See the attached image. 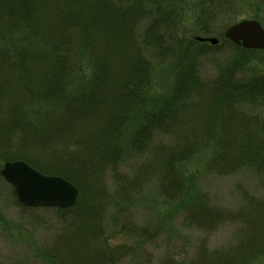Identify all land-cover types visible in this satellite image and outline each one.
I'll use <instances>...</instances> for the list:
<instances>
[{
	"label": "trees",
	"instance_id": "trees-1",
	"mask_svg": "<svg viewBox=\"0 0 264 264\" xmlns=\"http://www.w3.org/2000/svg\"><path fill=\"white\" fill-rule=\"evenodd\" d=\"M238 1L196 0L186 35L187 0H0V169L22 160L78 191L72 207L32 209L11 187L21 211L56 214L40 264L142 256L158 230L131 220L130 206L154 181L162 206L206 235L188 264L264 261V199L244 194L242 208L224 210L194 179L252 173L264 186V77L246 74L261 51L217 36ZM225 51L216 76L202 79L203 60ZM163 74L171 83L155 95ZM226 224L239 227L233 244L209 250Z\"/></svg>",
	"mask_w": 264,
	"mask_h": 264
},
{
	"label": "rangeland",
	"instance_id": "rangeland-1",
	"mask_svg": "<svg viewBox=\"0 0 264 264\" xmlns=\"http://www.w3.org/2000/svg\"><path fill=\"white\" fill-rule=\"evenodd\" d=\"M195 5L196 0H187L181 8L182 34L190 35L193 30ZM236 7L231 17L224 18L217 25V36L219 35L221 40L225 39L224 33L231 25L243 20H257L264 29V0H239ZM233 19L236 21L231 23ZM227 53L225 51L214 56L213 59L203 60L205 65L201 78L213 79L216 76L215 66L230 57ZM252 59L250 66L255 69L246 70V74L264 77V50L258 52ZM159 78L154 81L155 95L166 92L171 83L170 76L166 74ZM136 126L132 124L131 127L135 129ZM189 169L199 173L195 165ZM194 179L197 180L196 190L207 193L212 204L224 210L237 211L242 208L245 203L244 194L256 199H264V186L260 178L252 173L223 177L201 173L195 175ZM11 192L10 185L0 179V264H40L37 258L41 246L50 242L60 229L56 214L45 209L21 211L15 205ZM130 212L131 220H135L138 225L150 227L152 231L158 230V236L147 246L142 256L135 255L125 264H188L195 248L206 237L201 232L184 227L179 218L171 215L162 206L155 181L149 183L133 199ZM238 231L239 227L236 224L221 226L208 236V249L229 247L233 244ZM167 257L174 258L178 263L172 262ZM257 264H264V261Z\"/></svg>",
	"mask_w": 264,
	"mask_h": 264
},
{
	"label": "water",
	"instance_id": "water-1",
	"mask_svg": "<svg viewBox=\"0 0 264 264\" xmlns=\"http://www.w3.org/2000/svg\"><path fill=\"white\" fill-rule=\"evenodd\" d=\"M225 38L248 50H264V30L256 20H243L229 27ZM198 42L217 45L216 38L196 37ZM13 186L19 202L27 208L71 207L78 196L77 188L60 176L44 175L24 161L6 162L0 171Z\"/></svg>",
	"mask_w": 264,
	"mask_h": 264
}]
</instances>
